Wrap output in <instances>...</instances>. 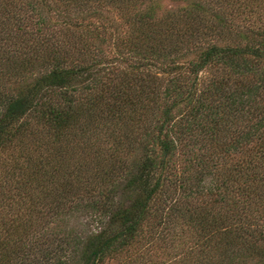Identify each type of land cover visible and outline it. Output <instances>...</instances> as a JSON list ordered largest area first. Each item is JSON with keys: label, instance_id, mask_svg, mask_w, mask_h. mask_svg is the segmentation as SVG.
<instances>
[{"label": "trees", "instance_id": "16d2710c", "mask_svg": "<svg viewBox=\"0 0 264 264\" xmlns=\"http://www.w3.org/2000/svg\"><path fill=\"white\" fill-rule=\"evenodd\" d=\"M145 1L0 0V264H103L138 241L158 249L180 215L264 259V0L162 17ZM105 6L130 25L133 61L116 47L131 71H98L106 27L87 20ZM103 127L116 143L97 178L69 145ZM206 198L221 210L189 209ZM89 209L98 230L68 226Z\"/></svg>", "mask_w": 264, "mask_h": 264}, {"label": "rangeland", "instance_id": "374dc122", "mask_svg": "<svg viewBox=\"0 0 264 264\" xmlns=\"http://www.w3.org/2000/svg\"><path fill=\"white\" fill-rule=\"evenodd\" d=\"M146 1L147 4L152 7L155 15L162 17L169 13H181L183 8L188 6L191 7L193 2H199L200 0ZM100 11L102 17H96L94 15L90 16L87 20L92 24L99 25V29L101 28L100 25L106 27V30H100V32L94 31V45H98L99 47L93 45L92 48H94V52L96 53L95 56L103 62L99 70L97 66V70L103 73L105 68L110 69L112 66L114 71L117 72H122L124 70L131 71L129 70L131 68L128 66V63L124 62L125 58L123 60L120 59V53H117L118 47H116V45H119V41L122 40L124 49L123 56L130 58V62L133 61L128 50L124 48L128 46V35L131 33L130 25L126 22L124 17H122L121 13L117 12L119 10L113 8V6L102 7ZM243 16L244 14L240 17L243 19ZM243 21L245 23L244 19ZM237 22H239L240 28H243L241 19H238ZM97 37H105L104 42L99 45ZM103 59H105V61H103ZM153 70L158 72L156 68H153ZM94 130L95 134L92 136H89V133H74L70 138L71 143L69 146H71L70 153L75 148L73 153H71L72 160H78L79 155L80 160L85 162L87 169L90 168L92 176L95 177L97 175L96 172L99 171V173H103V171H100V166L99 170H97V166L106 161L104 160V147L107 149V153H110V147L114 144L113 141H115L116 133L114 134L113 130L109 127L107 129L103 127L102 130L94 128ZM33 131L40 135L43 133L41 129L38 127L35 128V126ZM98 131H100L99 139L97 138ZM26 142L28 143V149H32V139H27ZM83 143L85 144V150L79 154V148ZM45 147L46 149L44 151L46 153L52 149L50 143H47V141ZM126 147L127 145L124 141L121 148L125 149ZM11 156L12 149H9V151L4 150L0 153V159L10 158ZM183 157L182 154H179V157L175 160V165H172L171 171L174 175H179L181 173ZM209 180L210 178L207 179V181ZM99 199H102V197H99ZM188 206L192 211L200 207H206L209 213L221 210L219 207L220 204H214V202L208 201L207 198L190 202ZM187 218L186 215H180L172 220L169 230L170 233L164 239H160L158 242V249L156 245H154L148 250L145 248V243L138 241L119 255L107 257L103 264H264V259L262 260L254 256L253 253L250 254L239 248L236 249V246L234 250H232V247H229L230 245L225 241H218L216 235L212 236L208 241L207 239L210 236L209 233L194 228ZM104 222L105 220H103V218L100 220L98 217L97 211L89 209L87 212L80 215L78 213L72 214L69 217L68 226L70 228H77V230L80 231L89 232L98 230ZM152 260L153 262H150Z\"/></svg>", "mask_w": 264, "mask_h": 264}]
</instances>
